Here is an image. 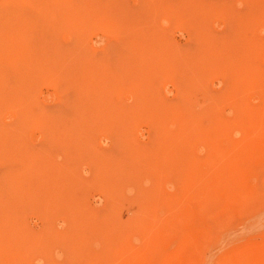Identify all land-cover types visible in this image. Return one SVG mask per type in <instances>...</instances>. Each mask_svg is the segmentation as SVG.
I'll return each instance as SVG.
<instances>
[{
    "label": "rangeland",
    "instance_id": "1",
    "mask_svg": "<svg viewBox=\"0 0 264 264\" xmlns=\"http://www.w3.org/2000/svg\"><path fill=\"white\" fill-rule=\"evenodd\" d=\"M0 33V264H264V0H0Z\"/></svg>",
    "mask_w": 264,
    "mask_h": 264
},
{
    "label": "bare ground",
    "instance_id": "2",
    "mask_svg": "<svg viewBox=\"0 0 264 264\" xmlns=\"http://www.w3.org/2000/svg\"><path fill=\"white\" fill-rule=\"evenodd\" d=\"M39 10H41V7H39ZM48 10H49V9H48ZM38 12H39V11H38ZM47 12H48V11H47ZM50 13H51V12H50ZM42 14H43V13H42ZM42 14H41V15H42ZM39 15H40V14H39ZM39 15H38V16H39ZM54 16H55V15H54ZM43 18H44V17H43ZM50 18H51V16H50ZM46 20H47V19H46ZM36 21H37V20H36ZM36 21H35V22H36ZM42 21H43V20H42ZM44 21H45V20H44ZM35 22H34V23H35ZM40 22H41V21H40ZM34 23H33V24H34ZM43 23H44V22H43ZM35 25H36V24H35ZM40 27H41V26H40ZM47 27H48V26H47ZM37 29L39 30V27H38ZM17 30H18V29H17ZM41 30H42V28H41ZM2 31H3V30H2ZM45 31H46V30H45ZM4 32H5V31H4ZM45 33H46V32H45ZM0 34H1V33H0ZM22 34H23V33H22ZM46 34H47V33H46ZM2 35H3V34H2ZM22 37H24V36H22ZM6 38H7V36H6ZM9 38H10V37H9ZM9 38H7V39H9ZM43 38H44V36H43ZM1 39H2V38H1ZM7 39H6V40H7ZM11 39H12V38H11ZM12 40H13V39H12ZM12 40H11V41H12ZM2 41H3V40H2ZM4 42H5V40H4Z\"/></svg>",
    "mask_w": 264,
    "mask_h": 264
}]
</instances>
